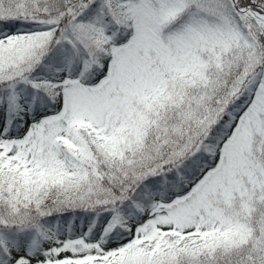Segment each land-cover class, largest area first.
Returning <instances> with one entry per match:
<instances>
[{
	"label": "snow or ice",
	"instance_id": "1",
	"mask_svg": "<svg viewBox=\"0 0 264 264\" xmlns=\"http://www.w3.org/2000/svg\"><path fill=\"white\" fill-rule=\"evenodd\" d=\"M0 264H264V0H0Z\"/></svg>",
	"mask_w": 264,
	"mask_h": 264
}]
</instances>
